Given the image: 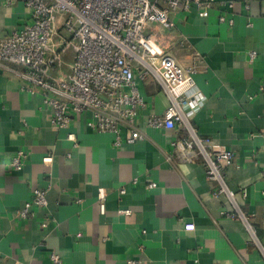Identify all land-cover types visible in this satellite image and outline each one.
Wrapping results in <instances>:
<instances>
[{"label":"crops","instance_id":"1","mask_svg":"<svg viewBox=\"0 0 264 264\" xmlns=\"http://www.w3.org/2000/svg\"><path fill=\"white\" fill-rule=\"evenodd\" d=\"M29 14L22 0H0V41L29 23ZM172 19V28L150 25L145 34L180 64L191 54L201 56L194 80L205 100L189 123L199 136L235 153L222 176L252 232L222 214L233 207L225 195H213L219 185L207 180L201 158L176 156L171 142L187 137L185 130L146 128V117L168 105L151 76L136 72L146 102L136 125L145 138L116 149L112 134L86 128V116L54 129L40 94L24 91L0 67V264H52V252L62 264H264V0H216L206 18L192 9ZM62 38L60 31L54 40ZM250 51L257 54L252 63ZM73 58L67 49L59 68L49 65L51 75L68 74ZM120 135L124 141L126 130ZM20 153L15 171L10 164ZM46 156L50 164L43 163ZM151 182L157 188L146 189ZM35 189H47V205L31 206L22 219L19 211ZM186 223L194 230H184Z\"/></svg>","mask_w":264,"mask_h":264},{"label":"built area","instance_id":"2","mask_svg":"<svg viewBox=\"0 0 264 264\" xmlns=\"http://www.w3.org/2000/svg\"><path fill=\"white\" fill-rule=\"evenodd\" d=\"M215 1L22 0L30 13V22L0 41V67L19 79L24 91L40 94L54 129L68 128L72 116H86V128L112 134V145L116 149L145 138L136 125L139 112L146 107L136 85V72L141 77L151 76L165 92L168 105L162 114L146 117V128L185 130L187 137L171 142L176 156L185 162L200 157L207 180L219 185L213 195H225L233 207L232 211L222 214L240 220L252 232L247 217L234 200V192L226 187L222 176V171L234 164L235 153L208 137L199 136L189 123L191 115L200 110L205 100L194 80L197 65L203 61L201 56L191 54L185 64H180L145 34L150 25L172 28L173 13H189L196 9L199 17L206 18ZM7 2L10 4L11 0ZM233 6L232 1L227 3L228 8ZM245 8L248 9V5ZM218 21L234 23L233 19L226 20L224 16H219ZM60 31L67 38L56 42L54 38ZM69 48L74 51L70 72L51 75L49 65L59 68L63 53ZM256 55L255 51L249 52V63ZM123 129L127 132L124 141L120 135ZM66 139L72 142L73 148L78 147L73 133H68ZM20 158L23 153L10 164L15 171L21 169ZM51 161L50 156L43 159L44 164ZM155 188L154 182L146 186L148 190ZM46 193L47 189L33 190L19 216L24 219L33 205L45 208ZM120 193H124L123 188ZM97 200L103 212V189L98 190ZM118 213L129 215L130 210H119ZM184 230L193 231L194 224H184ZM50 260L52 264H62L54 252L50 254ZM127 264L136 262L128 260Z\"/></svg>","mask_w":264,"mask_h":264}]
</instances>
